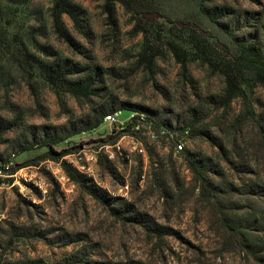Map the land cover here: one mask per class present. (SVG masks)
Segmentation results:
<instances>
[{"label":"rangeland","instance_id":"1","mask_svg":"<svg viewBox=\"0 0 264 264\" xmlns=\"http://www.w3.org/2000/svg\"><path fill=\"white\" fill-rule=\"evenodd\" d=\"M197 1L216 22L196 23L179 3L142 21L161 48L150 70L144 33L120 4L111 16L105 0H66L81 22L62 15L66 40L53 27L55 0H0V118L12 126L0 143V264H264V86L247 109L221 104L224 76L180 39L194 28L219 58L241 42L264 54V0ZM163 40L185 48L186 70ZM42 65L93 93L60 91ZM110 110L139 116L140 130L103 120L54 146L66 158L43 145L20 151Z\"/></svg>","mask_w":264,"mask_h":264},{"label":"trees","instance_id":"2","mask_svg":"<svg viewBox=\"0 0 264 264\" xmlns=\"http://www.w3.org/2000/svg\"><path fill=\"white\" fill-rule=\"evenodd\" d=\"M197 0H105V10L111 15L116 13V5L120 4L125 11L133 14L137 20L136 29L139 32L144 33L145 43L144 49L141 53V61L153 69L154 59L161 53V48L158 44H155L149 38V31L147 28L142 27L141 23L144 19H156L159 17H166V7L172 3L183 4L187 9H191L192 19L196 23L203 25L206 19L216 22L217 12L215 9L203 7L197 10L194 9V4ZM77 7L67 3L66 0H55V6L53 9V27L56 34L66 40L70 39L67 34L62 21V15L67 14L73 21L76 29L81 28L80 14L77 11ZM189 11V12H190ZM180 39L188 45L191 50L198 55L197 59L203 64L207 65L213 71H217L225 78V91L221 97V104L228 106L235 99H240L244 109L249 107V98L257 86H264V54L256 51L251 45L246 42L237 43V47L234 52L230 54L228 58H219L213 51V44L209 38L201 36L199 32L194 28H188L185 34L180 36ZM160 41L156 37V43ZM164 41V40H163ZM164 45L169 51H171L177 61L182 65V68L186 70L188 64V54L185 48L180 46L176 41L165 40ZM48 80L60 91L68 92L77 97H88L93 93L92 85H84L80 81H71L67 79L69 72L65 69L51 68L49 66L42 65L41 67ZM247 111V110H246ZM114 113L113 110L109 112H102L93 122H87L85 126L67 133L64 138H55L53 141H46L47 138L43 136L42 140H34L31 144L20 148L21 152L27 151L36 145L48 146L50 148L49 155L55 159H62L68 154H71L69 150L55 151L54 146L67 137L76 135L78 133L92 130L99 127L104 118ZM244 119L249 118V114L246 112L243 114ZM139 117H135L134 121H137ZM12 126L10 122L0 118V143L1 137L6 131H10ZM124 130L122 133H125ZM191 169L202 183H205V178L202 176L196 161L192 162ZM64 170L68 176L73 179H78L74 172L78 171L73 168L72 165L64 162Z\"/></svg>","mask_w":264,"mask_h":264},{"label":"built area","instance_id":"3","mask_svg":"<svg viewBox=\"0 0 264 264\" xmlns=\"http://www.w3.org/2000/svg\"><path fill=\"white\" fill-rule=\"evenodd\" d=\"M122 114L121 111H116L114 113L108 114L105 118L104 121L108 122L109 124L113 125L115 123H119V130L121 129V131L123 132L124 130H126L125 133H130V132H135L137 133V131L140 130V122L138 121H134L135 117H139V116H135L134 114H131L129 116V118L126 119V121L120 120V115ZM143 119V118H142ZM120 148V147H118ZM138 150V152L140 154H142L143 156H146V149L143 147L142 143H138V146L136 148ZM178 149L181 151L183 150V145L182 144H178ZM67 157V156H66ZM65 157V158H66ZM3 176L2 171L0 170V177ZM12 177H14L15 175H11ZM145 177V176H143Z\"/></svg>","mask_w":264,"mask_h":264}]
</instances>
